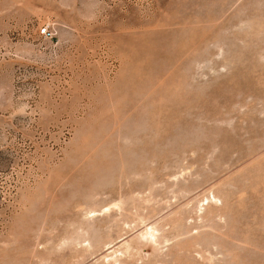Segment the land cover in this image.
Listing matches in <instances>:
<instances>
[{"label": "rangeland", "instance_id": "1", "mask_svg": "<svg viewBox=\"0 0 264 264\" xmlns=\"http://www.w3.org/2000/svg\"><path fill=\"white\" fill-rule=\"evenodd\" d=\"M0 264H264V0H0Z\"/></svg>", "mask_w": 264, "mask_h": 264}, {"label": "built area", "instance_id": "2", "mask_svg": "<svg viewBox=\"0 0 264 264\" xmlns=\"http://www.w3.org/2000/svg\"><path fill=\"white\" fill-rule=\"evenodd\" d=\"M41 35H44V36L49 35L48 29H47V28H43V29L41 30Z\"/></svg>", "mask_w": 264, "mask_h": 264}]
</instances>
